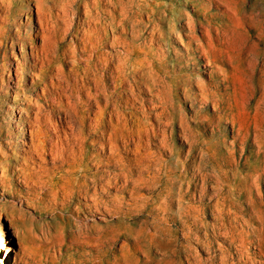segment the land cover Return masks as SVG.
I'll return each instance as SVG.
<instances>
[{
  "label": "bare ground",
  "instance_id": "6f19581e",
  "mask_svg": "<svg viewBox=\"0 0 264 264\" xmlns=\"http://www.w3.org/2000/svg\"><path fill=\"white\" fill-rule=\"evenodd\" d=\"M127 1L93 0L92 4L94 5L95 3L97 5L95 14L94 10H90L91 12H89L87 8V12H89L87 16L89 15L90 17L87 19L86 30L83 31V35L79 38L81 40L80 43L76 42L69 47L71 54L68 56L64 52L59 51L58 48L50 46L46 41V30L50 28L48 24L39 33L36 32L34 38L31 37L35 41H29L31 43L29 50L31 56L34 58V63L32 64H34V67L36 65L39 66V72L35 71L32 73L33 77L37 80L33 81V84L39 83L43 85L42 89L44 88L50 95L47 97L46 92L44 93L45 103H54L57 106L56 113L52 112L51 109L44 110V104L37 102V100L29 101L27 107L20 108L26 112L28 117L26 128L28 139L22 142L23 148H18L19 144L13 142L11 136L4 134L0 127L1 190L11 189L12 192L16 193L20 188L18 189L15 185L19 184L21 189L23 187L27 194L23 196V200L33 199L35 206L43 207L45 210L49 202H53L54 204L60 202L69 206V203L75 199L77 200V204L74 207H72L73 205L71 206L75 210L87 207L100 215L113 214L117 219L105 221V224H103V221L106 218L103 216L102 218L93 216L94 218L86 223H78V220V222H70L69 219L57 221L55 217L59 211L56 213L49 209L50 212L53 211L56 214L52 215L51 219L45 222L47 226L52 227V232L50 228H46V230L49 229V233L45 235L38 234L42 235V237L36 243L37 248L32 249L31 245L29 246L34 239L32 242H28L29 244H21L20 248L26 252L27 250L34 251L37 255V258L34 259L36 260V264H52L50 260L54 257L55 252L58 251V255L61 256L63 249H73L74 254L78 256L77 263L79 264H247L243 258L237 261L233 260L232 253L226 249H221L219 254L206 251L212 248L213 242L211 236H223L230 243V239L232 241L234 239L235 235L233 234L241 229H238L239 223H237L238 219L236 217H231L232 219L224 218V214L228 213L230 209L227 211L226 205L224 206V203L219 202L220 198L218 197V199L216 198V203L210 205V211L214 219L212 222H205L201 219L200 214L203 210L201 213L199 212V215H193L194 213L192 214V211L190 212L189 210H184L183 214L193 219L192 225L195 230L204 228L205 239H202L203 241L200 240V243L206 250L200 248L201 251H199L205 252V256L199 254L200 252L197 250L190 248L189 251L183 253L185 256L184 260L181 256L169 254L163 246L159 247V245V251L153 253L154 251L152 252L151 248L156 247L157 243L159 244L166 238L162 239L161 236L159 238L158 230L163 227L159 225V220H154L148 224L144 221H126L127 219L123 221V218H125L126 209H132V212L141 211L150 204L151 210L159 215L157 218L163 221L164 218L166 219L165 214L168 212L167 208L170 207H168L167 200L170 196L163 192L165 188L153 193L155 189L160 188L163 178L166 176L165 161L160 155V149L158 151H151L143 146L142 141L144 137L146 141L150 140L152 136L155 137L157 130H155L152 120L159 124L161 115H164L169 107L168 98L173 90L177 91V89L181 88L187 94L194 93L191 91L194 80L192 81L190 78L184 80V74L177 72V70L181 71L183 66L195 63L200 58L204 61L202 65L209 66L206 72L208 74L207 80H197L195 84L197 90L195 93L198 94L203 102H211L212 108L215 110L213 118H216L218 121L224 120L231 124L233 132L231 138H227L230 144L237 137L240 138L241 142L244 141L245 134L241 132L244 127L240 128L242 124L239 127L236 126L235 117L232 112L231 98L232 94H236H234L235 91L233 92L235 89H233L230 82L229 73L233 63L225 55L227 50L225 51L226 48L224 46L226 47L225 41L229 30L243 28L245 24L257 29L260 25L258 27L255 25L254 20L249 16L250 13L246 15L248 12L246 13L242 9L240 2L238 4L236 0H184L185 2L189 1L192 6H196L197 4L195 13L193 14L195 17L177 8L173 0ZM25 2L30 6V4L43 3V0H0V45L9 38L10 42L13 40V37H9L8 29L12 26L14 17L17 14L19 15L23 6H25ZM104 6L107 7L105 8ZM211 8H214V11H211ZM42 10L44 9L42 8ZM61 11L64 12L62 8ZM49 12L48 14L50 15ZM15 29L18 31V35L15 38L22 40L20 28L15 27ZM118 33L120 34L118 35ZM109 42L112 43L113 51L110 52L109 50V52H106L104 47ZM176 42L181 44L183 49H177L174 46ZM18 44L22 45V42L20 41ZM79 48H82V55L80 56L78 55ZM242 70L245 69L242 67ZM107 74L111 80V87L106 81ZM32 75L31 78L33 79ZM241 77H239L240 80H243L244 78ZM236 80L238 79L236 78ZM254 88L256 89V87ZM136 92L138 95H135ZM146 92L149 95L145 96ZM242 93L245 94L244 92ZM236 97L239 98L238 96ZM137 100L140 103L139 105L136 103ZM241 103L243 105V101ZM147 104L150 105V108L155 109V111L150 112ZM129 108L133 109L131 117H129L130 119L123 112L124 109ZM173 110L172 115L175 113ZM168 112L171 113L170 110ZM56 114L57 116H55ZM57 117L58 119H56ZM203 118L210 122L213 119L209 116H203ZM256 118L258 117L256 116ZM86 119L90 126H92V129L89 131L85 128ZM248 120L250 119L248 118ZM242 123L244 124V122ZM258 127L259 125L256 129ZM20 130L22 129L19 126L15 129L16 132ZM3 137L5 138L4 140H2ZM227 139H220L221 141L217 142H226ZM253 139L256 142L258 140L257 135H254ZM158 140L160 139L158 138ZM94 145H97L99 149L96 147L97 150H95ZM128 154L134 155V157L128 158ZM103 159H105L107 168H103L105 165L102 162ZM49 163L51 164L48 165ZM184 167L186 166L184 165ZM255 176L257 177V175ZM255 176L253 178L257 179L258 177L256 178ZM256 188L258 189V187ZM119 189L126 192L131 201L125 200L127 199L124 197L125 194L123 196L116 195L117 193L114 191ZM139 190H145L146 193L151 194H147L148 196L141 198L140 192L138 193ZM166 191L168 190L166 189ZM172 192H175V190ZM135 193L140 194L139 198ZM182 196L180 195L181 198H177L176 201H182L181 199L184 197ZM11 197H14V195H11ZM173 197L175 196L173 195ZM178 202L175 204H178ZM14 204L16 203L14 202ZM185 209L188 208L185 207ZM198 211L201 210L199 209ZM60 215L62 214L60 213ZM65 215L67 216V214ZM251 215L253 216V214ZM169 218H167V221ZM10 219L13 222V218ZM28 225L27 227H30L32 224ZM240 225L242 224L240 223ZM27 227L25 226L24 231ZM38 228L41 230V226ZM254 228L256 227L254 226ZM163 229L165 230V227ZM30 230L27 228L26 231L28 232L26 233H30ZM209 230L212 231L210 238L208 236ZM18 231L16 232L18 233ZM16 232L15 235L17 234ZM197 234H199L198 231ZM192 235L190 236L192 237ZM241 236L243 237V235ZM28 237L30 238V236ZM118 241L120 242L118 247H114ZM242 242L244 244L243 240ZM0 243L4 244V247H2L4 255L0 256V264H7V253L12 249L9 247L7 240L4 239V233L0 234ZM260 247L262 246L260 245ZM51 248L53 253L51 256L49 254L42 255L45 251L50 252ZM13 252L15 253V251Z\"/></svg>",
  "mask_w": 264,
  "mask_h": 264
},
{
  "label": "rangeland",
  "instance_id": "374dc122",
  "mask_svg": "<svg viewBox=\"0 0 264 264\" xmlns=\"http://www.w3.org/2000/svg\"><path fill=\"white\" fill-rule=\"evenodd\" d=\"M92 1L93 0H89V1L88 0H63V1H61V0H58V1H56V0H46V1L43 0V3L30 4V6H28L25 2V6H23V9L20 11L19 15L17 14L14 17V19H13L14 21L12 24L13 27L11 26L9 28L11 30L8 29L9 37H13V40H11V42H10V38H9L8 40L4 41L3 44L0 45V127L3 130L4 134H8L9 136L12 137L13 142L19 144L18 148H23L22 142L24 140L27 141V139H28L27 138V132H26L28 117H27L26 112L21 110V109L23 107H27V103L29 101H34V100H37V102L44 104V108H45L44 110L51 109L52 112L56 113L55 110L57 108V106L54 103H50V102L48 104L45 103L44 93L46 92L45 94L47 97L50 95L44 88L42 89L43 85H41L39 83H36V84L34 83L35 85L33 84V81L35 82L37 80L35 77H33L32 73L35 71L39 72V66L36 65L34 67L33 66L34 64H32V63H34V60H33L34 58H33V56H31V53L29 50L30 49L29 46H31V43L29 41H32V40L35 41V39H32V38H34L36 32L39 33L41 31V29L46 28L44 26L46 24H48L50 26V28H49V30L48 29L46 30L47 31L45 34L46 41L49 43L50 46H52L54 48H58L59 51H61L62 53L64 52L65 55L68 56L69 54H71L69 47H71V45H74L76 42L80 43L81 40L79 38L83 35V31L86 30L87 19H88V17H90L89 15L87 16V14H89V12H91L93 10H94V14H95V10L97 8V5L95 3L93 5ZM173 1L176 3L177 8L182 10L184 13H188V14L194 16L193 14L195 13V7L197 6V4H196V6H192L189 1H186V2L184 0H173ZM57 2L62 3V4H58ZM125 2H128V1L125 0ZM236 2L238 4L240 2L242 9L246 13L248 12L246 15H248L250 13L249 16L252 17V19L254 20L255 25H257V27L260 25V27H258L257 29L251 27L250 25L245 24L243 28L229 30L228 34L226 36V41H225L226 47L224 46V48H226L225 51L227 50L226 51L227 53H225V55L234 64V65L232 64V67H230L231 69H230V73H229L230 78L232 80H234V78H235L234 81H232L230 79L232 87H233V89H235V90H233V89L232 90H233V92L235 91L234 94H236V95L232 94V98H231L232 112H233L234 117H235L236 126L239 127L240 124H242L240 126V128L242 129V127H244L241 132L245 134V139L243 142H241L239 140L240 138L237 137V138H235L234 142L232 144H230L228 142L227 138H231V134L233 132V130H231V124L227 121H224V120L218 121L216 118H213L215 115V110L212 108L211 102H209V101L203 102V100H201L199 98L198 94L195 93L197 90L195 87L197 80H201V79L204 81L207 80L208 74L206 72L209 69V66L208 65H202V62H204L203 59L200 58L195 63H189L187 66H183L181 71L177 70V72L184 74V80L189 79V78L192 81L194 80L193 81L194 85H192V88H191V91L194 93L187 94L181 88L177 89V91L173 90L172 93L169 94V98H168L169 107L166 110V112L164 113V115H161L162 117L160 118L159 124H157L155 121L152 120V122L154 123L155 130H157L155 137L152 136L150 138V140H147V141H146V138L144 137L143 141H142L143 146L145 148L150 149L151 151H158L160 149V155H161L162 159H164V161H165L164 167H166L165 169L167 172H165L166 176H164L165 178H163V182H162L163 186L161 185L160 188L155 189L156 191L154 190L153 193H156L159 190H161V189L163 190L165 188L163 190V192L167 193L170 196V198L167 200V203H168V207L170 206L171 209H169L170 207L167 208L168 212H166V214H165L166 219L164 218V221L157 218V216H159V215L157 213H155V211L151 210L150 204L147 205V207L141 211L132 212L133 211L132 209H126L125 213L127 215L125 214V218H123L124 219L123 221H125L126 219H127L126 221H128V220L129 221H132V220L133 221H144L148 224H150L154 220H157V221L159 220L158 221L159 225H161V227L163 226L162 229L159 228V230H158L159 238L161 236L162 239L165 237L167 239L166 238H165V240L163 239L159 244L158 243L156 244V247H152L151 250H152V252L154 251L153 253L159 251V247L163 246L164 249L169 254L174 255V256L175 255L181 256L182 258H184L185 256L183 253H186L187 251H189L190 248L195 249L198 252L201 251L200 248H203L204 250H206V248L202 247V244L200 243V240L205 239V233L203 232L204 228L195 230L194 226L192 225L193 219L191 217L184 216L183 215L184 210H186V211L189 210L190 212L192 211L191 213L192 214L194 213L193 215H199V212L201 213L203 210V212L201 213L202 215L200 214L201 219L204 220L205 222H212L214 219H213V214L210 211V209H211L210 205L215 204L216 203L215 201H217V199L220 198L219 202L224 203V206L225 205L227 206V207L225 206L226 210L227 211L229 209L231 210V211L229 210L228 213L224 214V218L232 219V218L236 217L238 219L237 223H239L238 229L239 228H241V229H239L236 233L233 234L235 236H234L233 241H232V239H230L231 240L230 243L223 236H220V235L211 236L212 231L209 230L208 236H209V238L211 236V240L213 242V245H212V248H210V250L207 249L206 251L210 252V253L219 254L221 249H226V250H229L230 253H232V258L235 261H237L240 258H243L244 260H246L247 264H264V256H263V254H264V250H263L264 249V171H263V169H264V164H263L264 163V157H263L264 156V151H263L264 150L263 149L264 148V125H263L264 124V96H263L264 95V83H263L264 82V53H263V51H264V49H263L264 48V20H263V18H264V0H236ZM40 6L44 10L46 8V10L45 11L42 10V8ZM61 6H64V7H61ZM59 7H61L62 10H64V12L61 11V8H59ZM104 7L106 8L107 6H104ZM37 8H39V9H37ZM87 8L89 9L88 10L89 12H87ZM210 10L214 11V8H211ZM47 11L48 12L52 11V12H49L50 13V15H49ZM58 12H61V13H58ZM84 12H86L85 13L86 15L84 14ZM84 16L86 17V19ZM184 19L186 20V18H184ZM49 21H50V23H49ZM256 21L257 22L262 21L263 23L259 22L260 23L259 24ZM15 27L20 28V30H21L20 35L22 37V40H18L17 38H15V36L18 35V31H16ZM246 32L247 33L249 32V33L247 34ZM256 33H257V35H256ZM119 34L120 33H118V35ZM20 41L22 42V45L18 44V42H20ZM260 43H261V45H260ZM111 45H112L111 42H109L108 45L106 44V46L104 47V50L106 52H109V50H110V52L113 51V48ZM230 45H231V47H230ZM174 46L177 49H183V46L177 42L174 43ZM81 51H82V48H79L78 49V55L79 56L82 55ZM261 51H262V53H261ZM196 53H198V52H196ZM17 62H18V64H17ZM15 65H17L18 67ZM255 66H256V69H255ZM257 66H258V68H257ZM15 67H17L19 70ZM242 67L245 70H242ZM20 69H21V71H20ZM186 72H188V73H186ZM235 72H237L238 74ZM20 74H21V76H20ZM31 75H32L33 79L31 78ZM239 77L244 78V79L240 80ZM236 78L238 80H236ZM106 81L111 87L112 84H111L110 78L108 77V74H107ZM241 82H243V83H241ZM234 83H235V85H234ZM241 84H243L244 86ZM238 85H239V87H238ZM241 87H243L245 89H243ZM254 87H256V89ZM238 88H239V90H238ZM242 92H244L245 94H243ZM147 93L148 92H146L145 96L149 95ZM136 94H137V92L135 93V95ZM233 96H234V98H233ZM236 96H238L239 98H237ZM244 97H246V98H244ZM28 99H30V100H28ZM236 99H239V100H236ZM239 101H240V105H239ZM242 101H243V105L241 103ZM255 101H256V103H255ZM136 103L138 105L140 104L138 102V100L136 101ZM236 105H237V107H236ZM147 107H148V110L150 112L155 111V109L150 108L149 104H147ZM171 109L173 111H175V113L173 112L175 115L174 114L172 115ZM168 110H170L171 113H169ZM248 110H249V114H248ZM256 110H257V113H256ZM131 111H133L132 108L123 110V112H125V115L128 119H130L129 117H131ZM254 111L256 114L254 113ZM259 114H260V116H259ZM241 115H243V116H241ZM246 115H247V117H246ZM55 116H57V114ZM203 116L212 117L213 118L212 122L204 119ZM256 116L258 118H256ZM244 118H245V120H244ZM248 118L250 120H248ZM56 119H58V117ZM241 119H242V121H241ZM237 120L241 123H239ZM242 122H244L245 125L246 124H248V125L245 126ZM85 123H86L85 124L86 130L87 131L91 130L92 126H90L87 119H86ZM255 123H256V125H255ZM258 125H259V127L256 129V127ZM17 126L21 127L22 130L16 132L15 129L17 128ZM245 127H246V129H245ZM259 130H260V132H259ZM246 133H247V138H246ZM195 135H196V137H195ZM224 135H226V136L224 137ZM254 135H257V137H258L257 141L258 142L257 141L254 142V139H253ZM158 138L160 140H158ZM225 138L227 139L226 142H217V141H221L222 139H225ZM4 139L5 138L3 137L2 140H4ZM96 147H97V145H94L95 150H97V148L99 149V147H97V148ZM259 147H260V149H259ZM257 148H258V150H257ZM231 153H232V155H231ZM127 157L133 158L134 155L128 154ZM258 157H259V159H258ZM194 158H196V159H194ZM167 161H169V162H167ZM102 162L105 163V159H103ZM50 164L51 163H49L48 165H50ZM183 164L186 167H184ZM107 167L108 166L105 163L103 168H107ZM194 167H195V169H194ZM201 171H202V173L200 174ZM257 172H258V174H257ZM255 175H257L258 178ZM168 176H170V177H168ZM254 176L257 179L253 178ZM203 177H204V179H203ZM247 178H248V180H247ZM165 180H166V182H165ZM178 180H179V182H178ZM15 186L18 189L20 188L18 190V192H16V193L12 192L11 189H7L8 191L6 189H4V190L0 189V234L4 233V239L7 240L9 247L13 251H15V253L12 250L8 251V253H7L8 263L7 264H36V262H35L36 260H34L37 258L36 253L34 251H29V250H27V252L24 251V249L20 248L21 244L22 245L24 243L29 244L28 242H32L34 239L32 244L30 243L29 246L31 245L30 247H32V249L35 247L37 248L36 243L38 242L39 238L41 239V237H42V235H38V234L45 235V234L49 233V229L46 230V228H50V230L52 232V227L47 226V224H45V222L49 221L51 219L52 215H56L55 212L57 213V211H59L55 217V220H57V221H62V219H64L66 221L69 219L70 222L78 220L79 221V222L77 221L78 223H86V222H90L91 219L94 218L93 216H95L96 218H102V216H103L104 218L107 219V220L105 219L103 221V224H105V221H113V220L117 219V217H115L113 214L100 215V214L95 213L94 211H91V209H89L87 207L86 208L82 207L80 209L75 210L72 208L77 204L76 203L77 200H75V199L71 203H69L70 204L69 206H67L66 204H61L60 202L57 204H54L53 202H49L47 204V209L45 210V209H43V207L35 206V203H33L34 202L33 199L23 200V196H26L27 194L25 193L23 187L21 189L19 184H16ZM238 186H240V187H238ZM249 187H251V188H249ZM256 187H258V189ZM166 189L168 191H166ZM247 189L249 190V192ZM173 190H175V192H172ZM120 191H122V190L119 189V190H116L114 192L117 193L116 195L119 194V196H123L125 194L124 197L127 198L125 200L131 201V200H129L130 199L129 195H127L126 192H123V191L120 192ZM237 191H239V192H237ZM139 192L141 195L138 194ZM138 193H135V195L138 196V198H139V195L141 198H144L145 196H148L147 194H151V193H146L145 190H139ZM181 193L183 194L184 197L182 196ZM178 194H179V196H178ZM11 195H14L15 198L11 197ZM173 195L175 197H173ZM180 195L183 198L181 199L182 201L178 202L176 200H177V198H179V199L181 198ZM213 195H215V196H213ZM225 196H226V199H225ZM230 198H231V200H230ZM232 200H234V201H232ZM238 200H239V202H238ZM13 201L16 204H14ZM222 201H224V202H222ZM176 202H178V204H175ZM22 203L25 205H23ZM179 204H181V205H179ZM191 204H193V205H191ZM18 205H20V206H18ZM178 205L180 206V208ZM184 205H186V206H184ZM228 205H230V206L232 205V207H230ZM183 206H184V208H183ZM185 207L188 209H185ZM258 207H259V209H258ZM8 209H9V213H8ZM27 209L28 210L30 209V210L28 211ZM49 209L53 210L55 212H53V211L50 212ZM196 209H197V211H195ZM199 209L201 211H198ZM252 209L256 212H254ZM66 210H68V211H66ZM83 210H84V212H83ZM232 210H234V211H232ZM19 211H20V213H19ZM178 211L180 212V214ZM4 212H6V213H4ZM175 212H177V213H175ZM251 212H253V213H251ZM18 213H19V215H17ZM60 213L62 215L59 216ZM173 213H175V214H173ZM230 213H231V215H230ZM21 214H23V215L25 214L24 215L25 217ZM65 214H67V216ZM233 214H234V216H233ZM251 214H253V216ZM255 214H257V215H255ZM181 215H183V216H181ZM204 215H205V217H204ZM16 216H17V218H16ZM21 216L23 217V219ZM26 216H27V218H26ZM130 216H132V217L130 218ZM177 217H180V218H177ZM10 218H13L12 221L14 223L11 222ZM167 218H169L168 221H167ZM14 219L15 220L17 219L16 222ZM183 219H184V221H182ZM247 220H249V221H247ZM21 222H22V224H20ZM171 222H172V224H171ZM246 222H247V224H245ZM240 223L242 225H240ZM28 224H30V225L32 224L31 225L32 227L31 226L27 227V226H29ZM185 224H187V225H185ZM23 225H24V227H23ZM189 225H191L190 228H188ZM243 225H244V227H243ZM253 225L256 228H254ZM25 226L28 229H31L30 233H26L29 231V230L26 231L27 228L24 231ZM40 226H41L40 229L42 231L39 230V228H38ZM182 226H184V227H182ZM192 226H193V228H192ZM241 226L243 227L244 230L242 229ZM164 227H165V230L163 229ZM15 228H16V230H15ZM183 228H185V229H183ZM257 228H258V230H257ZM43 229H45L47 232ZM17 230H19L18 233L16 232ZM21 230H22V232H21ZM39 231H41V232H39ZM162 231H163V233H162ZM197 231L199 234H197ZM15 232L17 233L16 234L17 236H19V235L20 236L17 237L15 235ZM19 232H21V233H19ZM254 232H256V233L254 234ZM183 234H184V236H183ZM247 234H250V235H247ZM21 235H22V237H21ZM190 235H192V237ZM200 235H201V237H200ZM241 235H243V237ZM261 235H262V237H261ZM28 236H30V238ZM37 237H38V239H37ZM244 238H245V240H244ZM246 238H248V239H246ZM192 239H194V240H192ZM242 240L244 241V244H243ZM190 241L192 242V244ZM196 241H199V242H196ZM238 242H241V243H238ZM119 243H120L119 241L116 242L114 247H118ZM184 243H186L187 245ZM3 245L4 244L0 243V256L4 255V251L2 249V247H4ZM158 245H159V247H158ZM222 245H223V247H222ZM260 245L262 247L259 248ZM241 246H242V248H241ZM155 249H157V250H155ZM260 250L262 251L263 254L261 253ZM44 254H49L51 256L53 254L52 248H51L50 252L45 251L42 255H44ZM199 254H201L202 256L206 255L205 252L203 253V251L200 252ZM56 256H57V258H56ZM61 256L58 255V251H57V252H55L54 257H52V260H54V259L55 260L54 261L50 260V261L52 262V264H75V263L79 264V263H77L78 256L76 254H74L73 249H68V250L63 249ZM255 257L257 260L255 259ZM259 258H261V259H259ZM61 259H64V260L61 261ZM184 260H185V258H184ZM63 262H65V263H63Z\"/></svg>",
  "mask_w": 264,
  "mask_h": 264
}]
</instances>
